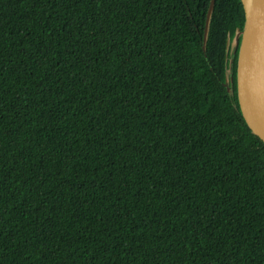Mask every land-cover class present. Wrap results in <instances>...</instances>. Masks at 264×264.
<instances>
[{
  "label": "trees",
  "instance_id": "1",
  "mask_svg": "<svg viewBox=\"0 0 264 264\" xmlns=\"http://www.w3.org/2000/svg\"><path fill=\"white\" fill-rule=\"evenodd\" d=\"M211 3L0 0V264H264L245 12L204 51Z\"/></svg>",
  "mask_w": 264,
  "mask_h": 264
},
{
  "label": "water",
  "instance_id": "2",
  "mask_svg": "<svg viewBox=\"0 0 264 264\" xmlns=\"http://www.w3.org/2000/svg\"><path fill=\"white\" fill-rule=\"evenodd\" d=\"M214 2L215 0H212L207 16L204 51ZM241 2L245 12V22L243 29L237 30L234 39L229 66L230 75L225 86L229 93L233 92L235 85L233 67L238 55L236 83L240 110L250 131L264 143V0H241Z\"/></svg>",
  "mask_w": 264,
  "mask_h": 264
},
{
  "label": "rangeland",
  "instance_id": "3",
  "mask_svg": "<svg viewBox=\"0 0 264 264\" xmlns=\"http://www.w3.org/2000/svg\"><path fill=\"white\" fill-rule=\"evenodd\" d=\"M256 168H257V171L262 172L264 170V165L258 164Z\"/></svg>",
  "mask_w": 264,
  "mask_h": 264
}]
</instances>
